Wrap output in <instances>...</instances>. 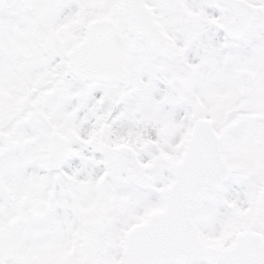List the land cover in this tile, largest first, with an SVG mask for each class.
Segmentation results:
<instances>
[{
    "label": "snow or ice",
    "instance_id": "obj_1",
    "mask_svg": "<svg viewBox=\"0 0 264 264\" xmlns=\"http://www.w3.org/2000/svg\"><path fill=\"white\" fill-rule=\"evenodd\" d=\"M0 264H264V0H0Z\"/></svg>",
    "mask_w": 264,
    "mask_h": 264
}]
</instances>
